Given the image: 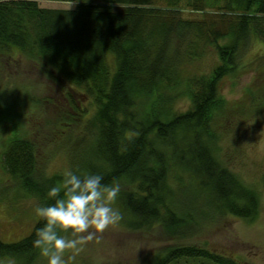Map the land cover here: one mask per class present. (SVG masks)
<instances>
[{"label": "trees", "instance_id": "trees-1", "mask_svg": "<svg viewBox=\"0 0 264 264\" xmlns=\"http://www.w3.org/2000/svg\"><path fill=\"white\" fill-rule=\"evenodd\" d=\"M39 1L0 0V54L35 58L54 83L88 100L80 140L89 137L90 145L80 147L78 141L70 149L68 170L99 174L103 184L119 182L118 201L132 219L129 226L157 225L170 239L193 235L210 210L254 219L258 192L220 166L210 138L223 81L240 69L252 36L264 45V0H68L76 3L71 10L41 8ZM218 2L229 15L201 28L180 15L182 3L205 14ZM173 37L177 47L170 53ZM209 51L217 59L190 78L189 108L167 116L177 66L196 64L193 58ZM140 95H154L157 109L139 117ZM36 167L37 147L28 139H11L0 152L1 170L22 194L38 206L52 205L48 192L64 175L42 177ZM43 224L38 217L16 242L5 243L0 236V264H31L39 251L33 247L35 232ZM186 263L244 264L194 244L170 247L155 262Z\"/></svg>", "mask_w": 264, "mask_h": 264}, {"label": "rangeland", "instance_id": "rangeland-1", "mask_svg": "<svg viewBox=\"0 0 264 264\" xmlns=\"http://www.w3.org/2000/svg\"><path fill=\"white\" fill-rule=\"evenodd\" d=\"M185 3L180 5L182 19L199 28L205 26L206 21H218L224 14L229 15L224 2L206 7L205 14ZM38 5L46 9L71 10L76 3L40 0ZM176 47L177 41L173 37L169 52H174ZM216 59L215 53L209 51L194 57L191 63L198 60L196 64L177 66L178 84L169 93L172 103L167 116L189 108V90L194 89L190 78L208 71ZM39 63L18 52L0 54V152L11 139L32 141L37 147L36 173L49 178L62 176L69 169L68 152L81 141L85 120L82 110L89 102L66 86L54 83ZM239 67L235 76L222 83L221 105L212 113L215 126L210 143L214 145V156L220 166L258 192L260 205L255 218L240 220L210 210L193 235L170 239L157 225L139 229L129 226L132 219L117 198L113 207L120 211L123 220L105 231L98 242L87 244L74 259L66 253L68 264H155L166 249L189 244L230 255L244 264H264V45L256 37L250 38ZM138 98L135 111L139 117L142 111L157 109L158 99L154 95ZM87 109L90 114L92 108ZM166 115L161 120L164 121ZM83 139L85 142L82 140L78 145L89 146L91 139ZM182 180L188 186L183 176ZM171 185L176 187L175 182ZM36 207L37 202L25 197L0 168V236L3 242L19 241L31 231L38 219ZM31 264H47V260L38 251Z\"/></svg>", "mask_w": 264, "mask_h": 264}, {"label": "clouds", "instance_id": "clouds-1", "mask_svg": "<svg viewBox=\"0 0 264 264\" xmlns=\"http://www.w3.org/2000/svg\"><path fill=\"white\" fill-rule=\"evenodd\" d=\"M102 180L99 174L77 175L66 170L62 183L48 192L54 204L36 207L35 214L44 224L35 232L33 247L47 264H68L66 253L74 259L87 244L98 242L105 231L123 220L113 207L120 183L103 184Z\"/></svg>", "mask_w": 264, "mask_h": 264}]
</instances>
